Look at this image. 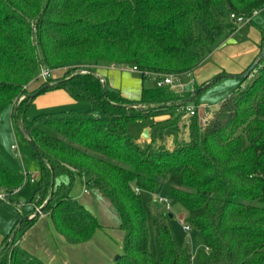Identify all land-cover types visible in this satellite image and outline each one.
<instances>
[{
	"label": "trees",
	"instance_id": "16d2710c",
	"mask_svg": "<svg viewBox=\"0 0 264 264\" xmlns=\"http://www.w3.org/2000/svg\"><path fill=\"white\" fill-rule=\"evenodd\" d=\"M263 8L264 0H0V115L18 105L16 120L40 151L36 198L23 216L46 203L42 213L66 242L91 241L103 225L72 196L77 175L86 186L99 184L126 233L114 264H192L190 248L176 241L166 215L152 217L156 252L149 248L142 195H160L167 177L178 173L181 186H172L169 196L190 212L187 224L203 236L197 264H264V58L251 81L215 109L214 119L201 124L197 114L189 117V136L174 135L172 147L166 126L152 124L151 143L141 145L128 123L176 116L200 91L143 85L141 97L129 99L104 90L97 73L100 66H137L144 80L145 72L181 77L237 29L232 14ZM42 65L63 73L40 94L63 90L99 111L58 110L28 119L36 99L28 95L46 85L37 81ZM174 126L178 130L179 122ZM23 181L0 155V191L21 189ZM38 217L18 221L3 239L0 264H44L18 244Z\"/></svg>",
	"mask_w": 264,
	"mask_h": 264
},
{
	"label": "rangeland",
	"instance_id": "374dc122",
	"mask_svg": "<svg viewBox=\"0 0 264 264\" xmlns=\"http://www.w3.org/2000/svg\"><path fill=\"white\" fill-rule=\"evenodd\" d=\"M253 19L254 21H256V23L263 24L264 8L259 10L252 17V20ZM62 73L63 70H55L54 77H59ZM109 73H114V81L117 84L121 83L122 86L129 83V86L133 87L136 83V85L139 86L140 93L143 85L146 87L156 86V77L154 75H148L146 76V79H143L142 81V73L133 70L131 67H120V69L114 70V72ZM252 75L249 76L248 79L245 80V82L242 84L241 80H236V78L232 77H221L222 75H216L215 77H213L212 80L208 82L210 84L202 91H200L193 100L188 102V105L196 106L200 109V112L197 113V119L199 123L206 124L208 121L214 119L215 109L218 108L220 104L224 102L231 94L238 90V88L242 87L243 85L246 86L248 82L251 81ZM217 77L221 78L216 79ZM103 78L106 82L107 87L110 88V81L106 76H103ZM191 78L192 77L189 76L188 73H186L181 77H178V82L181 85L188 84L186 82L191 80ZM36 85L39 84L36 83ZM184 91H191V89L187 90L186 87ZM13 108L14 105L5 109L0 115V155L10 165L11 168H13L18 174L24 176V181L22 184V188L19 191L9 195V200L0 199V242L11 233V231L17 225L18 221L23 218V212L31 208L32 204L30 202L33 198H36L34 191L38 184L37 181L40 172L39 159L37 158L32 146L21 130L19 123L15 119ZM90 108H94L97 112L99 111L96 107L87 102H76L73 104H55L48 108L42 107L38 102H34L27 110V118L31 120L36 115L43 112L68 109L86 110ZM184 108L185 106L179 108L180 111H178L179 109L177 110L178 114H176V116L173 114H168L163 117L164 115H162V117L158 118L159 121H155L154 117L131 121L128 123V132L137 143L144 145V142L146 140V137H144V133L146 129H149L152 124L158 122L160 125L166 126V131H171L173 133V135H168L166 138V145L172 147L174 142V135L179 136L180 138H187L189 136L187 123L190 116L187 114V112H185L186 114H181ZM176 122H179L180 128L178 130H176L175 126L173 128L170 127ZM12 146H16L18 147V149L13 150ZM27 172L28 175L26 174ZM31 174H36L35 180L31 179ZM172 186H181V178L178 173H173L167 177V179L163 183L160 195H142L143 201L146 203L148 211V222L150 229L149 248L152 253L156 252L155 230L152 223V217L163 214L167 217L166 222L170 226L176 241L180 245H187L190 248L192 264H197V252L199 249L204 248L203 236L200 232L194 229L188 231L184 229V225L187 224L186 218L190 214V212L179 202L169 196ZM87 188L89 190V195H84L83 182L81 181L80 177L76 175L71 194L72 196H75L76 194L78 197L77 200H79L80 202L82 199L80 200L79 197L82 198V196H85L84 198H86V200H92V204H89L90 207L88 206L89 210H91L98 217L101 215L99 217L101 222L109 225L108 227L111 229V231H113L111 232V234L115 236L114 241L119 245L121 253L124 242L123 237H121V233H126L120 228H113L119 223L117 212L114 210H110L111 212L109 211L110 213L107 214L101 212L102 210H105L104 205H107V207L109 206L106 202L102 203L100 199L98 200V190L100 188L99 184L96 181H93L92 183L87 185ZM159 197L168 198L169 203H163L164 201H161ZM11 201L13 202L11 203Z\"/></svg>",
	"mask_w": 264,
	"mask_h": 264
},
{
	"label": "crops",
	"instance_id": "0c3cea01",
	"mask_svg": "<svg viewBox=\"0 0 264 264\" xmlns=\"http://www.w3.org/2000/svg\"><path fill=\"white\" fill-rule=\"evenodd\" d=\"M262 28H264V23L258 24L254 19L251 22L238 25L237 29L229 34L224 42L218 46L197 69L188 73L192 78L186 82L188 84H185L187 90L191 89V91L195 92L196 89L206 85L216 75H240L244 73L261 52V45L263 43ZM118 69H120L119 66H100L97 68V73L102 78L103 76L107 77L110 81L109 87L112 90L119 92L126 98L139 99L141 93L136 83L131 87L129 83L122 86L121 83L117 84L114 81V73L109 72H114V70ZM34 102H38L39 105L45 108L55 104L76 103L63 90L43 92L36 97ZM178 111H180V109ZM198 112H200V109ZM160 117L162 116L154 117L155 121H159L158 118ZM163 117H165V115ZM149 130L151 131V127H149ZM149 143H151L150 138L145 140L144 145ZM63 178L67 177L65 176ZM81 181L83 182V189H85V178H82ZM84 195H89V190L86 193L84 192ZM73 197L78 199L76 194ZM84 197L85 196H82V198L79 197V199H82L81 203L89 209V204H92V200H86ZM99 199L102 203L106 202L109 206L107 207V205H104L105 210L101 212L107 214L111 212L110 210L115 211V209H112L110 203L103 197L100 189L98 190V200ZM12 202L13 201H11V203ZM102 225V228L97 230L91 241L84 244L73 245L66 242L63 236L56 231L51 217L48 214L41 213L35 223L18 241V244L31 255L39 258L44 264H114L116 258L121 254L120 248L114 241L115 236L111 234L113 231L108 227L109 225L105 223H102ZM113 228L119 229V223ZM121 234L124 241L125 234Z\"/></svg>",
	"mask_w": 264,
	"mask_h": 264
},
{
	"label": "built area",
	"instance_id": "2783aa9c",
	"mask_svg": "<svg viewBox=\"0 0 264 264\" xmlns=\"http://www.w3.org/2000/svg\"><path fill=\"white\" fill-rule=\"evenodd\" d=\"M258 11H255L252 15L250 16H243V15H236V14H232L231 15V19H233L235 21V23L237 25H240L242 23H246L248 21H251L252 20V17L257 13ZM133 70L135 71H138V72H141V70L137 67V66H132L131 67ZM54 72L55 70L54 69H51L47 66H44L42 65L41 66V69H40V73L37 77V81L38 82H45V83H49L50 82V78L54 77ZM142 73V72H141ZM146 76L148 75H154L156 77V85L158 87H162V86H165V85H169L171 88L173 89H176L178 92H183L185 89H186V86L185 84L181 85L179 82H178V77L173 75V74H150L148 72H145L144 73ZM28 87V86H26ZM25 87V88H26ZM23 98V97H21ZM187 112V114L191 117L195 114L198 113V110L199 108L196 107V106H192V105H186L185 108H184ZM13 112H14V108H13ZM13 150H17L18 147L16 146H12ZM28 175V172L26 173ZM35 176L36 174H31V179L32 180H35ZM20 189H15L13 190L12 192H5V191H0V199L2 200H9V195L19 191ZM88 191L87 189V186L85 185V189H84V192L86 193ZM136 191L138 192L139 189H136ZM161 201H164L163 203H166L167 202V199L165 197H159ZM39 208V207H37ZM36 208V209H37ZM184 229L185 230H190L191 227L188 225V224H185L184 225Z\"/></svg>",
	"mask_w": 264,
	"mask_h": 264
},
{
	"label": "water",
	"instance_id": "95a60500",
	"mask_svg": "<svg viewBox=\"0 0 264 264\" xmlns=\"http://www.w3.org/2000/svg\"><path fill=\"white\" fill-rule=\"evenodd\" d=\"M264 58V49L259 53V55L257 56V58L255 59V61L250 65V67L245 71V73L243 74H240V75H222V76H230V77H233V78H236V79H239V80H242V79H245V78H248L249 76H251V73L253 71H255L256 67L258 66V64L261 62V60ZM216 80V79H215ZM53 83L52 82H49V83H46V85H44L43 87H41L40 89H38L36 92L28 95L31 99L37 97L42 91H44L46 88H48L49 86H51ZM103 84H104V90H106L107 88V85H106V82L105 80L103 79ZM207 84H210V83H207ZM206 87V85H204L203 87H200L198 89L195 90L194 93H197L199 91H201L202 89H204ZM188 102H190V99L188 100ZM17 109H18V105L15 106L14 108V116H15V119H17ZM144 137H146V139H149L150 138V130L149 129H146L145 133H144ZM29 143L30 145L32 146L34 152L37 154V155H40V151L38 149V147L36 146L35 142L33 140H29ZM46 203H44L42 206H40L39 208L36 209L35 212L31 213L30 215H25L23 216V218L21 219V222L24 221V220H30V219H33L34 217L40 215L42 212H43V209L45 207ZM119 256L116 258L118 259Z\"/></svg>",
	"mask_w": 264,
	"mask_h": 264
}]
</instances>
